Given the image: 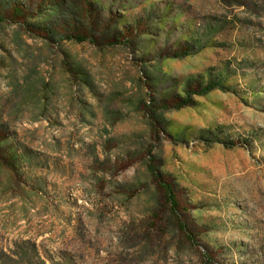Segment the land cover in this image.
Here are the masks:
<instances>
[{
	"label": "rangeland",
	"instance_id": "1",
	"mask_svg": "<svg viewBox=\"0 0 264 264\" xmlns=\"http://www.w3.org/2000/svg\"><path fill=\"white\" fill-rule=\"evenodd\" d=\"M0 264H264V0H0Z\"/></svg>",
	"mask_w": 264,
	"mask_h": 264
},
{
	"label": "trees",
	"instance_id": "2",
	"mask_svg": "<svg viewBox=\"0 0 264 264\" xmlns=\"http://www.w3.org/2000/svg\"><path fill=\"white\" fill-rule=\"evenodd\" d=\"M83 40V39H82ZM214 85H208L206 88H205V92L207 91H210L212 89H214ZM204 93H201L200 95H203L205 94ZM190 103L188 100H181L179 99L176 103H175V106L176 107H186V106H189ZM148 167H149V170L150 172L152 173V176L155 178V180L157 181L158 185L162 188H164L166 190V193H167V200L169 201V203L172 205V207L174 208V211H175V207H176V204H175V200H174V197L172 195V191L170 190L169 186L162 180V177L161 175L158 173V171L154 168L152 162L150 161V163L148 164Z\"/></svg>",
	"mask_w": 264,
	"mask_h": 264
}]
</instances>
